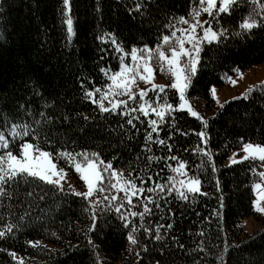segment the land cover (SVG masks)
<instances>
[{"label": "trees", "instance_id": "16d2710c", "mask_svg": "<svg viewBox=\"0 0 264 264\" xmlns=\"http://www.w3.org/2000/svg\"><path fill=\"white\" fill-rule=\"evenodd\" d=\"M136 2L147 8L136 9ZM197 3L71 0L74 35L69 40L62 24V0H0V132L14 153L20 142L30 138V142L53 153L57 166L74 177L77 188H72L77 191H84L83 182L67 159L57 155L61 150L73 154L97 152L105 163L111 161L114 168L125 170V175L131 173L137 184L143 177L146 189L176 175L168 165L174 168L182 160L189 177L201 180V193H207H189L185 200L175 191L163 194L157 190V195L145 192L143 195H153L154 203H149L151 212L143 222L139 217L132 218L139 229V244L130 245L127 232L131 229L123 225L114 210H98L96 228L86 232L90 225V213L84 211L86 202L68 186L61 190L30 178L0 183L5 189L0 193V231L5 233L0 236V264H20V258L23 264H95L97 252L101 264H264V214L252 205V185L261 182L258 173L264 168L258 160L225 164L229 152L244 142L264 144V90L258 88L248 99H229L216 108L211 97L212 86L226 84L227 77L237 73L235 69L264 61V27L243 36L233 35L239 31V22L255 7L251 0H240L230 14L217 17L218 24L202 13L206 21L228 30L219 42L203 45L197 75L186 93L190 99L205 100L213 108L204 127L207 144L196 134L202 127L200 120L178 110L158 126L159 132H153V140L145 147V135L152 131L147 120L155 118L154 114L145 117L131 113L133 118L140 116V120L133 119V127L127 123L128 117L118 114L122 109L102 113L84 97L85 90L109 82L101 68H119L122 53L105 33L114 34L125 51L144 44L155 48L163 35L170 34V23L176 28L187 27L177 18H187ZM101 36L105 38L98 39ZM129 59L124 57L125 62ZM166 91L169 101L177 103L174 90ZM148 96L156 98L152 91ZM128 103L138 107L133 101ZM84 115L89 118L83 119ZM13 124L22 135H13ZM157 136L166 143H156ZM200 148L211 150L215 173ZM172 156L178 160H171ZM112 194L123 195L114 191L101 195ZM133 199L135 203L139 198ZM144 202L141 200L133 210L143 211ZM214 209L219 215L212 214ZM247 215L260 224L253 233L245 232L241 225ZM142 223L152 229L153 236L156 225H164L161 239L145 233ZM169 223L172 228H167ZM87 236L95 247L88 243ZM29 240L39 244L33 246ZM201 244L203 248L198 247Z\"/></svg>", "mask_w": 264, "mask_h": 264}, {"label": "snow or ice", "instance_id": "6c2138e0", "mask_svg": "<svg viewBox=\"0 0 264 264\" xmlns=\"http://www.w3.org/2000/svg\"><path fill=\"white\" fill-rule=\"evenodd\" d=\"M239 2L240 0H198V3L194 4L187 13V18L183 15L177 18L181 25H186L187 27L176 28L170 23L168 25L171 29L170 34L163 35L155 48H150L147 44H144L142 48L133 46L130 52L125 51L121 45L117 44L114 34L105 33V36L111 39L112 44L116 45V51L122 53L119 68L115 71L108 68H101L100 72L105 75L109 82L104 84L103 87L85 90V99L91 100L102 113L117 112V109H122L118 114L128 117L127 123L133 127H135L133 119L140 120V116L136 115L133 118L131 117V113H142L145 117L154 114L155 118H149L147 120V124L151 127L152 131L147 132L145 135V147H147L148 141L153 140V132H159L158 126L171 113L178 110H186L188 114L200 120L202 127L196 134L204 144H207V133L204 131V127L207 126L208 120L194 110L189 103L186 93L192 84L193 77L197 75L203 45L205 43L211 44L213 42H219L228 32L222 26L217 28L212 23V20H216L218 24L219 20H217V17H220L221 14H230ZM251 5H255V7H252L251 11L239 22V31L234 32L233 35L243 36L255 29L264 27V2L262 0H251ZM99 7L98 4L97 10H99ZM134 7L136 9H146L147 5L136 2ZM71 10V0H62V24L66 26L67 38L69 40L74 35V20L71 15ZM202 13L207 14L212 20L201 21L200 16ZM200 32H202V35ZM105 36L98 37V39L103 40ZM126 56L131 57V64L125 62L124 57ZM154 64H159L160 71L170 77V84L164 85L153 82ZM235 71L242 75L238 68ZM227 79L232 84L236 83L232 77H227ZM137 80L142 81L146 85L150 84L151 88L138 87ZM258 88L264 90V80L257 84L249 85L244 92L240 93V96L233 97L232 99H239L240 97L248 99L250 94ZM166 89L174 90L173 94L178 96L177 103L173 104L169 101ZM149 91L154 93L155 100L148 96ZM211 95L213 98H216V89L214 86L211 89ZM129 101L135 102L138 107L129 106ZM217 103L219 104L218 100ZM220 107H223V105H220ZM88 118L87 115L83 116L85 120ZM64 119H68V117L65 116ZM16 128L17 125L15 124L11 126L13 135H22L16 132ZM23 135H27V133H23ZM155 142L159 144L166 143L159 136L155 138ZM167 147L171 150L172 145L168 144ZM0 149L3 150L0 151V183L30 178L32 180L43 181L46 184L56 186L63 190L64 185L61 181L65 178V169L58 167L53 162L52 152L44 150L37 143L30 142L29 138L20 142L18 152L14 153L10 148L9 140L3 132H0ZM242 150L244 155L236 159V153H233L232 157L229 158L230 163L235 164L245 160H258L261 162V168H264V144L244 142ZM193 151H196V149H193ZM199 151L207 156L209 163L212 165L211 170L215 173L216 167L214 162H212L211 150L200 148ZM57 155L67 159V163L74 167L75 171L79 173L80 179L86 185V190L84 191H77L71 185L68 186L76 196H79L86 202L84 211L90 213V225L87 226L86 232H92L96 228L98 210L100 213L105 211L112 212L114 210L123 222V225L131 229L127 232V241L130 245L139 244V239L136 235L139 229L136 227L132 218L139 217L141 222L145 220V215L151 212L148 205L149 203H154L153 195L158 194L157 190L163 194L175 191L181 199L185 200L189 198V193H201V180L196 176L189 177L186 171V162L182 160H179L174 168L171 164L168 165L176 175L169 176L165 183L154 182L153 187L146 189L143 177L139 179V184H137L136 177L132 176L131 173L125 175V170L123 169L118 170L114 168L111 161L105 163V161L99 158L97 152L89 154L85 150L73 154L64 149L59 151ZM148 159L151 160L153 157H149ZM170 159L178 160V157L172 156ZM258 175L261 178V182L253 184L252 187L253 190L260 189V191L257 193V199L253 200L252 204L257 212H264V207H261L259 204V200H264V171H259ZM216 187L217 191H219V181H217ZM4 191L5 189L0 187V193ZM113 191L115 193H123V195H101ZM145 192L152 193L153 195H143ZM201 194L207 195V193ZM134 197L139 198L135 203ZM40 199H43V197H40ZM141 200L145 201L142 205L143 211L133 210ZM220 201V207L223 208L222 196L220 197ZM101 205L103 207H100ZM156 207L159 208L160 205L156 204ZM122 209H127V211H122ZM212 214L219 215L215 209ZM164 227V225L157 224L155 227V235L153 236L152 229L144 227L143 223L141 224L143 231L155 240L161 239V229ZM167 228H172V224L169 223ZM9 231H11V227H9ZM3 235L5 233L0 231V236ZM201 235H203L202 232ZM87 239L88 243L95 247L91 236H87ZM28 243L35 246L39 244V241L34 242L29 240ZM180 246L183 247V245ZM198 247L203 248V245L201 244ZM10 255L13 259L17 258L15 252L10 253ZM95 255V264H101L99 253L97 252ZM137 256H139V253H137ZM20 264H23L22 258H20Z\"/></svg>", "mask_w": 264, "mask_h": 264}, {"label": "rangeland", "instance_id": "374dc122", "mask_svg": "<svg viewBox=\"0 0 264 264\" xmlns=\"http://www.w3.org/2000/svg\"><path fill=\"white\" fill-rule=\"evenodd\" d=\"M200 20L206 21V18L201 14ZM200 34L202 35V32H200ZM126 63H128V64L132 63L131 57H130L129 61ZM239 71H240V73H242V75L236 73L234 75L229 76V77H232V79L236 81L235 84H232L228 80L227 83L224 85H214V87L216 89V98H213V96L211 95L214 108L221 105L223 102H225L229 99H232L233 97L240 96V93L244 92L245 89H247L249 87V85H254V84H257L258 82L264 80V61L260 62L258 64H254L250 67L241 69ZM169 80L171 83L170 77L167 74L160 71L159 64H154L153 82L156 84L168 85ZM137 86L140 88H149V89L151 88L150 84L146 85L140 80H137ZM119 98H124V97H119ZM187 98H188L191 106L194 108V110L199 112L205 119L208 118V116H210L213 113V108H210L208 105H206L205 100L190 99L189 97H187ZM217 100L219 101V104L217 103ZM184 111H186V110H184ZM242 145L240 148L232 149L229 152V154L227 155L226 160H225L226 165L232 164V163H230L229 158L232 157L233 153H236V157H235L236 159H238L240 156L244 155L243 150H242ZM53 162L55 163L54 160H53ZM73 169H74V167H73ZM74 171H75V169H74ZM77 175L80 178L79 173H77ZM179 178H184V177H179ZM61 183L65 186L71 185V187L77 188L76 183L74 182V177L71 174H69L66 169H65V178L61 181ZM255 183H260V182H255ZM83 186H84V190H86V185H84V183H83ZM200 188H201V185H200ZM202 191L203 190L201 188V192ZM259 191H260V189L253 190L252 201L257 199V193ZM259 204L261 207H264V200H259ZM253 209L255 210L254 206H253ZM261 213L264 214V212H261ZM241 225L243 226L245 232H247V233H253L260 227V224L257 223V221L254 219V217L252 215H247V216L243 217L241 219Z\"/></svg>", "mask_w": 264, "mask_h": 264}]
</instances>
